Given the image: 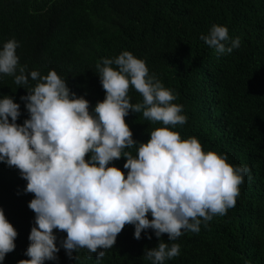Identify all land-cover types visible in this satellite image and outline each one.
<instances>
[{"label": "trees", "instance_id": "1", "mask_svg": "<svg viewBox=\"0 0 264 264\" xmlns=\"http://www.w3.org/2000/svg\"><path fill=\"white\" fill-rule=\"evenodd\" d=\"M213 24L226 26L240 47L218 54L206 45L200 36ZM10 39L19 44L18 67L41 76L55 70L90 102V111L106 96L99 61L124 51L144 60L149 74L176 96L173 103L183 106L187 123L172 130L182 139L196 137L205 152L226 154L228 163L248 167L252 177H244L236 204L225 215L174 241L180 254L165 264H264V0H0V49ZM14 79L0 74V98L12 96L20 104L22 125L29 114L20 97L27 91ZM36 83L29 78L30 86ZM129 97L132 104L143 99L134 88ZM125 119L137 142L146 143L151 130L163 127L142 112ZM125 151L135 156L137 149ZM125 163L121 158L109 166L124 170ZM26 185L18 169L0 163V208L18 232L16 248L3 264L29 259L35 213ZM54 232L58 259L45 264H97L98 256L86 248L70 259L60 244L67 234ZM134 232L126 225L100 264H152L145 249L157 247L159 239L151 229L139 240ZM162 239L171 243L167 234Z\"/></svg>", "mask_w": 264, "mask_h": 264}, {"label": "clouds", "instance_id": "2", "mask_svg": "<svg viewBox=\"0 0 264 264\" xmlns=\"http://www.w3.org/2000/svg\"><path fill=\"white\" fill-rule=\"evenodd\" d=\"M200 39L218 54H231L241 43L238 37L230 40L228 28L219 24ZM18 47L10 39L0 49V74L24 86L27 95L20 99L29 114L22 125L17 123L20 104L12 96L0 98V163L18 169L27 182L25 193L34 196L28 204L35 213L25 253L29 259L18 264L57 260L54 230L67 234L60 244L70 259L77 260L73 252L86 248L100 264L126 225L134 226L137 240L151 229L159 243L146 248L144 258L165 264L179 256L174 241L185 231L199 233L202 222L207 227L214 216L235 206L244 177L252 178L250 169L233 166L226 154L205 152L196 137L182 139L172 130L186 124L187 116L144 60L124 51L99 61L106 96L90 111V102L72 92L55 70L41 76L29 73L26 65L18 67ZM29 78L37 81L35 86ZM130 88L142 102H130ZM130 112H142L163 127L151 130L146 143L137 142L125 119ZM134 147L135 156L125 151ZM121 158L126 172L109 166ZM165 234L171 243L164 242ZM17 236L0 208V264L15 250Z\"/></svg>", "mask_w": 264, "mask_h": 264}]
</instances>
